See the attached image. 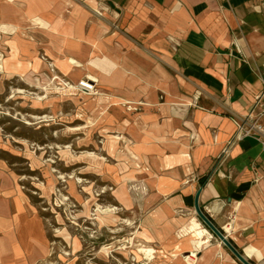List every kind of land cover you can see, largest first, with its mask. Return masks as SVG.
<instances>
[{
  "label": "crops",
  "instance_id": "crops-1",
  "mask_svg": "<svg viewBox=\"0 0 264 264\" xmlns=\"http://www.w3.org/2000/svg\"><path fill=\"white\" fill-rule=\"evenodd\" d=\"M73 1L0 0L3 69L94 82L80 120L113 137L102 163L114 199L155 244L188 243L178 233L194 218L206 226L202 186L201 210L264 264V147L235 139L263 89L264 0H91L99 16ZM50 249L44 219L0 171V264H42ZM216 253L211 242L195 264H243Z\"/></svg>",
  "mask_w": 264,
  "mask_h": 264
},
{
  "label": "rangeland",
  "instance_id": "rangeland-1",
  "mask_svg": "<svg viewBox=\"0 0 264 264\" xmlns=\"http://www.w3.org/2000/svg\"><path fill=\"white\" fill-rule=\"evenodd\" d=\"M90 2L84 0L86 10L99 16ZM10 68L0 69V171L13 175L45 221L51 249L42 264H190L186 256L191 251L197 252L196 263L195 236L189 235L185 244L183 238L181 243L177 239L174 247L173 237L168 238L170 246L157 245L150 240L156 232L141 227L142 216L124 212L114 199V185L102 163L108 161L106 140L113 137L100 128V122L88 128L80 120L84 101L81 91L71 86L75 84L45 73L18 74ZM205 228L212 234L219 260L227 252L233 256L225 242L209 226ZM173 230L176 237L179 230ZM219 230L229 239L227 229ZM107 246L111 247L104 250ZM145 247L170 258L156 252L151 259ZM173 249L179 251L178 257Z\"/></svg>",
  "mask_w": 264,
  "mask_h": 264
},
{
  "label": "built area",
  "instance_id": "built-area-1",
  "mask_svg": "<svg viewBox=\"0 0 264 264\" xmlns=\"http://www.w3.org/2000/svg\"><path fill=\"white\" fill-rule=\"evenodd\" d=\"M261 81H263L262 91L256 95L252 106L248 113L239 121L235 133V139L241 140L245 137H253L264 147V73L261 74ZM75 89L85 94H91L95 91V84L90 79L84 78L79 80L75 85H71ZM264 167V159H263ZM191 252L186 256L188 263L193 261L195 257L191 256Z\"/></svg>",
  "mask_w": 264,
  "mask_h": 264
},
{
  "label": "bare ground",
  "instance_id": "bare-ground-1",
  "mask_svg": "<svg viewBox=\"0 0 264 264\" xmlns=\"http://www.w3.org/2000/svg\"><path fill=\"white\" fill-rule=\"evenodd\" d=\"M1 55H0V69L2 70V64H1ZM10 74V73H9ZM29 158L31 157V153L28 154ZM154 179H150L148 180L149 183L153 184L154 183ZM154 185V184H153ZM116 207H113L112 209H115ZM229 229V228H228ZM179 236H185L187 234H192L195 235L197 238V248L198 249H206L211 245V237L212 234L211 232L205 228L204 226H202L198 220H196L195 218L190 221L187 224H184L183 227L180 229L179 231ZM113 246V244L111 245ZM111 246H107L104 247V250H108L109 247ZM143 250L147 253L148 256H151V259L155 257V255H153L154 253H158L160 255V257L162 258H170L169 255L165 254L164 252H162L161 250H156L154 247H145L143 248ZM191 256L195 257L193 261H190V264H195L196 261V257H197V252L196 251H191Z\"/></svg>",
  "mask_w": 264,
  "mask_h": 264
},
{
  "label": "water",
  "instance_id": "water-1",
  "mask_svg": "<svg viewBox=\"0 0 264 264\" xmlns=\"http://www.w3.org/2000/svg\"><path fill=\"white\" fill-rule=\"evenodd\" d=\"M201 188L202 186H200L194 197V210L195 212L198 213V215L201 217V219L203 220V222L206 224V226H209L211 228V230L220 238L222 239V241L225 242V244L229 247V249L231 250L232 253H234V255L236 256L237 259H239L243 264H253V263H250L242 253H240L239 251H237V249L231 244V242L229 241V239H227L225 237L224 234L221 233V231L219 230V228L214 225V223L212 222V220L207 217V215L204 213V211L201 210V207H200V203H199V195H200V192H201Z\"/></svg>",
  "mask_w": 264,
  "mask_h": 264
}]
</instances>
